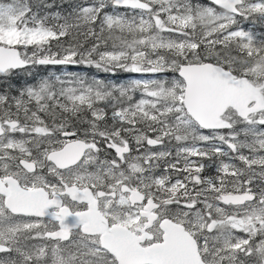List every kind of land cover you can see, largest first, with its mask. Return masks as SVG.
<instances>
[{"label": "snow or ice", "instance_id": "6c2138e0", "mask_svg": "<svg viewBox=\"0 0 264 264\" xmlns=\"http://www.w3.org/2000/svg\"><path fill=\"white\" fill-rule=\"evenodd\" d=\"M0 264H264V0H0Z\"/></svg>", "mask_w": 264, "mask_h": 264}, {"label": "trees", "instance_id": "16d2710c", "mask_svg": "<svg viewBox=\"0 0 264 264\" xmlns=\"http://www.w3.org/2000/svg\"><path fill=\"white\" fill-rule=\"evenodd\" d=\"M199 2L206 3L204 0H199ZM57 3H59V0H57ZM70 67H72V66H69L68 68H70ZM78 69H79V71L81 73H87V75L89 77H91L93 75H99L101 77L102 75H104V73H97V70L95 68H83V67H79ZM122 75H124V74L122 73L121 74V77H122ZM101 78H104V77H101ZM109 115H111L110 112H109ZM214 172H215V170L214 169H211V170H208L206 172V174L212 175V174H214Z\"/></svg>", "mask_w": 264, "mask_h": 264}, {"label": "rangeland", "instance_id": "374dc122", "mask_svg": "<svg viewBox=\"0 0 264 264\" xmlns=\"http://www.w3.org/2000/svg\"><path fill=\"white\" fill-rule=\"evenodd\" d=\"M194 2H196L195 0H194ZM31 53L29 52V55H30ZM50 70H53V69H50ZM67 71H69V72H80L79 71V69L77 68V67H74V66H72V67H70V68H67ZM105 75L106 74H104V75H102L101 77H105ZM128 75L129 74H124V75H122V79H127L128 78ZM131 75H133V76H135V75H138V74H131Z\"/></svg>", "mask_w": 264, "mask_h": 264}, {"label": "water", "instance_id": "95a60500", "mask_svg": "<svg viewBox=\"0 0 264 264\" xmlns=\"http://www.w3.org/2000/svg\"><path fill=\"white\" fill-rule=\"evenodd\" d=\"M207 1V0H206Z\"/></svg>", "mask_w": 264, "mask_h": 264}]
</instances>
